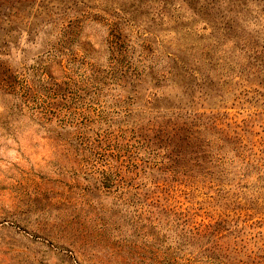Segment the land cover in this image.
Here are the masks:
<instances>
[{
  "label": "rangeland",
  "instance_id": "374dc122",
  "mask_svg": "<svg viewBox=\"0 0 264 264\" xmlns=\"http://www.w3.org/2000/svg\"><path fill=\"white\" fill-rule=\"evenodd\" d=\"M0 12V264H264V0ZM116 25L139 79L110 74ZM196 114L223 160L177 180L140 132Z\"/></svg>",
  "mask_w": 264,
  "mask_h": 264
},
{
  "label": "trees",
  "instance_id": "16d2710c",
  "mask_svg": "<svg viewBox=\"0 0 264 264\" xmlns=\"http://www.w3.org/2000/svg\"><path fill=\"white\" fill-rule=\"evenodd\" d=\"M25 1L29 0H0V8L7 6L13 8ZM116 27L117 28L114 30L115 33L113 32L114 34H112V37L116 40L113 42L115 45L112 49L117 56L116 62L120 64L122 68L117 70L113 69L110 71V74L112 73L115 77L120 76L122 80H128L129 77L139 79V74L134 73V71H137V68L132 69L131 64L134 49L131 47L130 43L128 44L122 39V35L120 34L121 28L117 25ZM67 33L71 35L74 34L75 31L69 29ZM118 40L121 43L119 47L116 46L119 44ZM74 41L72 40L71 45L69 44V49L73 47ZM172 61L176 63L177 59L173 58ZM3 67V64L0 63V86L13 88L16 77L13 76L11 70ZM150 69V71H152L151 75L156 79V84L165 82L166 75L163 78L157 75V72H155L152 67ZM163 70H168L169 73L172 71L169 66L163 67ZM131 71L133 72L131 73ZM45 73L49 74L47 67L44 70V74ZM204 117L203 114L200 116L196 114L193 117H187L183 121L175 117V119H169L168 121L163 120V123L159 126L155 124L151 128L147 127L145 133L140 132V136L144 142L153 144L166 152V158L171 165L170 169L174 179L178 180L179 175L187 177L188 179L196 178L194 174L196 169L201 172L202 176L207 177L208 175H214L215 170L212 168V160L214 159L212 155L218 158V160L220 159L219 162L223 160L221 153L224 151V145L221 144L217 146L216 149L218 154H212L210 151H212L213 140L206 136V132L209 128L215 129L218 132H224V130L218 128V122H216L217 118L211 116L205 120ZM219 139L225 140L227 144H237V140Z\"/></svg>",
  "mask_w": 264,
  "mask_h": 264
}]
</instances>
